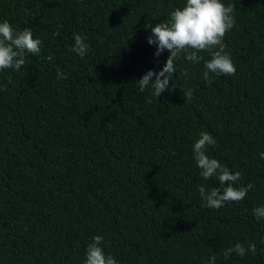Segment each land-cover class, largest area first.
I'll return each instance as SVG.
<instances>
[{"label":"trees","instance_id":"trees-1","mask_svg":"<svg viewBox=\"0 0 264 264\" xmlns=\"http://www.w3.org/2000/svg\"><path fill=\"white\" fill-rule=\"evenodd\" d=\"M222 2L235 5L223 41L235 75L206 83L211 53L182 55L156 99L136 81L169 52L155 56L147 37L186 0H0V22L42 41L20 71L0 70V264H83L95 235L119 264H264L252 211L264 205V0ZM202 131L216 139L207 154L242 174L235 186L253 185L240 202L200 197L219 186L194 159ZM237 242L256 254L224 259Z\"/></svg>","mask_w":264,"mask_h":264},{"label":"clouds","instance_id":"clouds-1","mask_svg":"<svg viewBox=\"0 0 264 264\" xmlns=\"http://www.w3.org/2000/svg\"><path fill=\"white\" fill-rule=\"evenodd\" d=\"M234 11V4L225 6L222 0H186L183 7L175 8L170 12V18L167 21L151 26V35L147 37V42L150 45H156L154 55L158 57L165 50L169 52V55L159 71L154 72L150 69L136 81L139 90L143 92L151 84V94L157 99L165 90L171 88L170 81L173 80V74L176 71L175 62L183 55L185 60L198 64L204 60L203 56L198 55L203 51L211 53V59L204 63L203 77L206 83H211L214 77L235 75V65L231 55L225 51L226 45L223 42L228 31L235 26ZM144 27L148 28L149 25L146 23ZM54 35L59 36V31H56ZM85 40L86 37L83 34L74 35L71 51L81 58L89 50ZM41 44L42 41L39 38H33L31 28L16 30L7 20L0 22V70L20 71L26 63V54L39 55ZM46 59L53 58L49 55ZM183 74L187 77V70H183ZM66 78L67 74L57 73V79ZM0 89L6 90V86L0 85ZM183 93L185 101L191 99V89ZM215 145L216 139L207 131L200 132L199 138L192 145L194 159L201 170V177L206 180L216 177L219 182L218 187L212 186L207 190L204 185L198 187L200 197L205 202V206L210 209H219L229 202H240L253 188L251 183L246 186H235L242 179V174L239 171L233 172L218 159L207 154L208 147ZM260 156L264 158V152H261ZM252 211L258 219H264V205ZM102 245L103 237L93 236L91 243L87 246L83 264H119L111 254L104 252ZM246 251L255 255L256 245L250 243L245 249L241 243L237 242L223 249V257L228 259L232 253L243 257ZM208 264H216L215 255L209 257Z\"/></svg>","mask_w":264,"mask_h":264}]
</instances>
